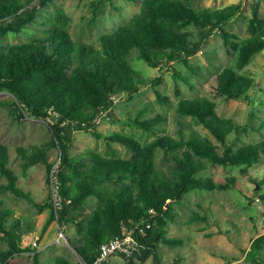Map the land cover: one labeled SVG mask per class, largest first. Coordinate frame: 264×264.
Returning <instances> with one entry per match:
<instances>
[{
    "label": "trees",
    "instance_id": "1",
    "mask_svg": "<svg viewBox=\"0 0 264 264\" xmlns=\"http://www.w3.org/2000/svg\"><path fill=\"white\" fill-rule=\"evenodd\" d=\"M53 1L0 0V92L9 94L0 104L10 108L17 119L31 115L50 120L53 132L49 145L22 151L24 168L43 161L51 180L55 162H49L47 149L52 145L60 149L56 175L62 206L56 211L53 200L49 201L52 215L48 223L58 221L61 227L70 224L77 227L81 236L70 238V242L87 263L95 261L103 243L127 233L134 234L139 248L152 252L156 251L159 238L169 244L182 242L181 238H171L166 233L169 220L176 219L175 204L180 203L183 193L192 188H228L236 181L232 177L217 182L199 172L210 164H222L240 166L243 173L252 174L251 169L264 155V139L234 149L228 144V137L239 125L231 117L220 116L216 101L207 96L182 98L177 111L195 117L207 127L221 142L222 152L214 142L196 133L186 136L181 132L180 137L164 134L148 144L118 132L103 135L97 129V120L104 113L112 114L118 96L134 95L141 84L148 83L131 61L134 53L151 66L174 60L189 64V58L202 50L204 41L214 32H220L227 44L232 42L226 24L240 13L242 3L194 8L189 5L190 0H142L140 11L127 24L112 33L101 34L97 44L74 39L68 29L70 15L56 9L49 16L44 32L22 43L3 42L9 32H21L35 21L38 9ZM249 29L252 35L235 43L239 68L264 50V18L259 1L253 6ZM253 83L252 76L231 66L224 67L217 77L218 91L228 99L248 97ZM157 96L161 102L167 99L160 92ZM162 120L163 115L157 114L136 118L135 122L151 130ZM78 130H91L108 143L119 142L132 156H109L94 150L73 155L70 148ZM161 149L167 160L171 158L165 167L157 163ZM0 172L8 179L5 189L24 194L10 165L9 147L1 141ZM255 179L261 186L260 192L264 179ZM2 192L0 186V233L6 237L8 248L0 249V264H7L16 253L34 251L35 247L22 246L19 220L8 223L11 212L4 207ZM260 194L264 199V193ZM91 196L100 204L86 212ZM262 249L264 233L253 240L248 251L255 264H264V258L260 257ZM136 251L130 256L121 255L134 264ZM33 256L37 262V250ZM56 264L74 263L58 256Z\"/></svg>",
    "mask_w": 264,
    "mask_h": 264
},
{
    "label": "rangeland",
    "instance_id": "2",
    "mask_svg": "<svg viewBox=\"0 0 264 264\" xmlns=\"http://www.w3.org/2000/svg\"><path fill=\"white\" fill-rule=\"evenodd\" d=\"M98 1L49 2L38 9L35 21L28 23L21 32H9L3 42L13 44L29 41L44 32L49 16L56 9H63L70 15L68 29L72 37L97 44L101 34L112 33L119 26L127 24L140 11L142 3V0ZM256 1L260 3V13L264 18V0H190L189 5L194 8H219L241 2L240 13L226 24L232 42L227 44L220 32H214L206 38L202 50L189 58V64L183 60H174L161 66H151L134 53L131 61L148 83L141 84L140 90L134 95L118 96L111 109L112 114L104 113L97 120V129L103 135L118 132L131 136L142 144H148L164 134L180 137L181 132L186 136L196 133L214 142L222 152L221 142L207 127L195 117L181 115L177 111V105L182 98L207 96L216 101V110L220 116L231 117L239 125V128L230 133L229 145L238 149L242 145L262 141L264 50L257 52L245 67L239 68V51L235 48L236 41L252 35L249 22ZM188 28L196 29L194 26ZM198 37L197 31L196 38ZM226 66L253 77L254 83L248 91V97L228 99L219 93L217 77ZM158 92L167 99L159 101ZM8 97V93L0 92V102ZM157 114H162L163 120L156 123L151 130L135 122L136 118L146 119ZM52 137L50 120L31 115L17 119L10 108L0 104V141L9 147L10 165L18 176L17 186L24 193L5 189L3 186L8 183V179L0 172V186L3 190L1 198L4 207L11 212L8 223L19 220L21 226L18 230L23 232V247H33V238L40 235L39 246L34 251L16 253L7 264H56L58 256L74 264L81 260L75 246L70 242V238L81 236L77 227L74 224L61 227L58 221L48 223L52 215L48 203L54 199V192L47 164L41 161L28 169L24 168L22 151L47 146ZM47 150L49 162H55L53 168H57L60 160L59 147L52 145ZM70 150L73 155L94 150L109 156H132L131 151L123 144L115 141L108 143L105 138H97L91 130L76 131ZM167 158L164 151L159 150L158 165L165 167L171 159ZM251 173H243L240 166L222 164H210L200 171L199 175L212 177L217 182H226L232 177H236V181L228 188H192L184 192L180 203L175 204L176 219L169 220L166 233L168 237L181 238L182 242L169 244L159 238L155 252L142 247L137 249L133 257L134 264H255L249 258L248 251L253 240L264 233V199L260 197V193H264V187L259 192L261 186L255 179H264V155L251 169ZM99 204L96 198L89 197L86 212L92 211ZM202 216H207L208 219L205 220ZM61 228L66 233V239H59ZM6 248L8 241L0 233V249ZM36 250L39 255L37 262L33 256ZM260 257L264 258V249L261 250ZM107 264L130 262L123 255L115 254L108 259Z\"/></svg>",
    "mask_w": 264,
    "mask_h": 264
},
{
    "label": "built area",
    "instance_id": "3",
    "mask_svg": "<svg viewBox=\"0 0 264 264\" xmlns=\"http://www.w3.org/2000/svg\"><path fill=\"white\" fill-rule=\"evenodd\" d=\"M57 168H53L51 174V184L54 192L53 203L56 211L62 206V197L59 191V180L56 175ZM151 227V224L148 225ZM59 239H66V233L63 228L59 233ZM40 235L35 236L32 240L33 247L39 246ZM139 248V241L136 239L133 233H127L121 237H114L101 245L100 254L97 256L93 263H87L84 260H80L82 264H104L111 256L115 254H127V256L133 255L134 251Z\"/></svg>",
    "mask_w": 264,
    "mask_h": 264
}]
</instances>
